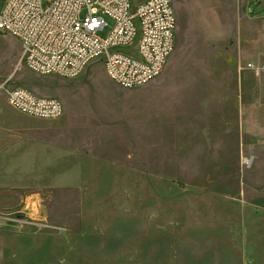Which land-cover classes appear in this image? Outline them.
<instances>
[{"label":"rangeland","instance_id":"rangeland-1","mask_svg":"<svg viewBox=\"0 0 264 264\" xmlns=\"http://www.w3.org/2000/svg\"><path fill=\"white\" fill-rule=\"evenodd\" d=\"M172 1L174 50L140 87L102 60L37 74L0 34V84L64 105L31 117L0 90V215L40 237L0 234V264H264V0Z\"/></svg>","mask_w":264,"mask_h":264},{"label":"built area","instance_id":"built-area-1","mask_svg":"<svg viewBox=\"0 0 264 264\" xmlns=\"http://www.w3.org/2000/svg\"><path fill=\"white\" fill-rule=\"evenodd\" d=\"M177 16L172 0H5L0 8V34L22 44L21 62L41 75L73 77L102 60L119 86L140 87L158 76L175 46ZM107 27L106 36L99 32ZM138 55L116 49L134 44ZM0 84L8 103L40 119H57L63 102L24 86ZM24 219L0 215V225Z\"/></svg>","mask_w":264,"mask_h":264},{"label":"crops","instance_id":"crops-1","mask_svg":"<svg viewBox=\"0 0 264 264\" xmlns=\"http://www.w3.org/2000/svg\"><path fill=\"white\" fill-rule=\"evenodd\" d=\"M30 116V115H29ZM32 117V116H31ZM26 224H23V225H20V226H11V224H8V223H5L3 225H0V234L2 235H14V236H17L18 239L16 240H13V241H18V242H14V245H17V243L19 242H28V241H32L34 243V241L40 239L37 238L38 237V233L36 232L35 229L29 227V226H25ZM5 241V240H4ZM4 243V245L2 246V253H0L1 256H4V253H5V250H9V251H12V247L14 245H12L11 243H9L10 241H8L7 243ZM23 247V252H24V259L25 260L22 264H37V260L35 258V253L36 252H33L34 250H37L36 249H32V248H29V247H24V246H21ZM29 250V252L27 253V256L25 257V252ZM0 251V252H1ZM15 253V251H13ZM33 253V254H32ZM13 256H10L9 260L11 262H17L15 259H18L17 256L15 255L13 258ZM20 259V258H19Z\"/></svg>","mask_w":264,"mask_h":264}]
</instances>
